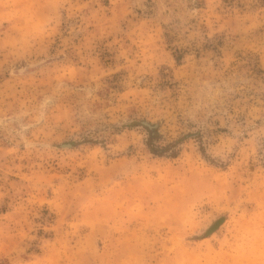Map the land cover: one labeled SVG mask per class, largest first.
Masks as SVG:
<instances>
[{"label": "rangeland", "instance_id": "1", "mask_svg": "<svg viewBox=\"0 0 264 264\" xmlns=\"http://www.w3.org/2000/svg\"><path fill=\"white\" fill-rule=\"evenodd\" d=\"M0 264H264V0H0Z\"/></svg>", "mask_w": 264, "mask_h": 264}, {"label": "trees", "instance_id": "2", "mask_svg": "<svg viewBox=\"0 0 264 264\" xmlns=\"http://www.w3.org/2000/svg\"><path fill=\"white\" fill-rule=\"evenodd\" d=\"M145 127H146V129L148 131L149 138H150L151 141L154 140L159 135L158 131H157V128L155 127L154 124H150V123L147 122L145 124ZM149 148L155 154H161L163 151H165L164 148L156 147V146H153V145H150Z\"/></svg>", "mask_w": 264, "mask_h": 264}]
</instances>
